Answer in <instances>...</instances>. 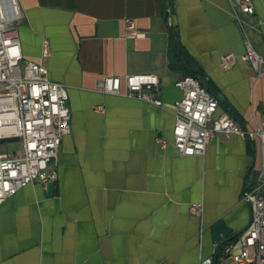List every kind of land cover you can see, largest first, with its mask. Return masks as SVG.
<instances>
[{
    "label": "crops",
    "instance_id": "crops-1",
    "mask_svg": "<svg viewBox=\"0 0 264 264\" xmlns=\"http://www.w3.org/2000/svg\"><path fill=\"white\" fill-rule=\"evenodd\" d=\"M18 2L25 59L66 85L71 132L52 164L54 194L35 181L0 204V264H201L211 256L213 264H232L211 228L224 219L237 235L232 242L249 226L244 189L259 173L260 140L219 132L204 154L180 153L172 139L183 90L175 82L190 66L173 68L170 48L178 40L204 75L219 100L216 116L259 129L264 73L243 55L245 34L264 54V0H254L253 13L235 0ZM128 19L146 34L129 35ZM231 51L237 63L224 69L222 55ZM130 73L159 74L163 104L129 96L125 85L122 94L97 86ZM195 202H202L196 213Z\"/></svg>",
    "mask_w": 264,
    "mask_h": 264
},
{
    "label": "built area",
    "instance_id": "built-area-1",
    "mask_svg": "<svg viewBox=\"0 0 264 264\" xmlns=\"http://www.w3.org/2000/svg\"><path fill=\"white\" fill-rule=\"evenodd\" d=\"M242 11L253 13L254 0H235ZM21 9L18 0H0V137L19 136L23 148L19 154L0 151V204L15 195L29 183L56 181L55 164L59 158L63 137L71 132V108L68 89L49 75L42 62L25 59L18 22ZM264 22V18L261 19ZM128 34L144 36L133 19H128ZM249 60L257 74L264 73V54L256 50L247 34L244 35ZM50 52V40L43 41L42 54ZM237 63V55H222L221 66L230 69ZM183 95L174 103L176 122L172 142L185 155L204 154L209 141L219 132L249 134L258 137L261 147V165L256 182L245 189L244 198L251 206L252 217L234 241L222 247V253L232 258V264H264V119L261 127L248 131L230 114L216 116L218 98L208 88L200 75H186L175 82ZM127 95L162 105L158 97L161 77L157 73H130L122 79L109 75L99 80L98 88L107 93ZM99 108H103L100 107ZM160 145L168 140L157 137ZM202 209V202H195L191 211ZM253 251V255L251 252ZM215 257H207L201 264H213Z\"/></svg>",
    "mask_w": 264,
    "mask_h": 264
},
{
    "label": "water",
    "instance_id": "water-1",
    "mask_svg": "<svg viewBox=\"0 0 264 264\" xmlns=\"http://www.w3.org/2000/svg\"><path fill=\"white\" fill-rule=\"evenodd\" d=\"M170 2V1H169ZM175 34V33H174ZM178 43V50H179V56L181 58L182 63L189 68V66L186 64L185 60L183 59L182 56V48L181 45L179 43V41L177 40ZM207 83V82H206ZM207 86L209 88V85L207 83ZM248 137H251L249 134H247ZM20 137L19 136H2L0 137V143H4V142H8V141H19ZM255 161L253 162L252 167L254 166ZM55 181H52L48 184V189H49V194L53 195L54 194V190H55ZM245 191V189H244ZM212 234H213V239L215 241H220V247L223 246L224 244H226L227 242H229L230 240H232L233 238H235L237 235H232L230 236L232 229L227 225L226 221L224 219H221L219 221H217L213 226H212ZM224 237H227V239H224Z\"/></svg>",
    "mask_w": 264,
    "mask_h": 264
},
{
    "label": "trees",
    "instance_id": "trees-1",
    "mask_svg": "<svg viewBox=\"0 0 264 264\" xmlns=\"http://www.w3.org/2000/svg\"><path fill=\"white\" fill-rule=\"evenodd\" d=\"M183 56H184L185 61L187 62V64H189V66H190V69L189 70H187L185 68L184 64L181 61V58L179 56V50H178L177 40L173 39V41L171 43V48H170V59H171V65H172V67L173 68H184V69H186V75H190V74L200 75V76H202L206 80V78L204 77V75L199 74L197 72V69L194 68V64L192 63V61L188 57H186V55H184V53H183Z\"/></svg>",
    "mask_w": 264,
    "mask_h": 264
},
{
    "label": "rangeland",
    "instance_id": "rangeland-1",
    "mask_svg": "<svg viewBox=\"0 0 264 264\" xmlns=\"http://www.w3.org/2000/svg\"><path fill=\"white\" fill-rule=\"evenodd\" d=\"M22 148L23 143L21 140L0 143V151L8 152L10 154H19ZM251 255H253V251L251 252Z\"/></svg>",
    "mask_w": 264,
    "mask_h": 264
}]
</instances>
